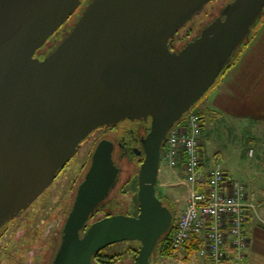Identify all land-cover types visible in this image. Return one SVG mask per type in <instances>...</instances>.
<instances>
[{"label":"water","instance_id":"water-1","mask_svg":"<svg viewBox=\"0 0 264 264\" xmlns=\"http://www.w3.org/2000/svg\"><path fill=\"white\" fill-rule=\"evenodd\" d=\"M208 1L88 0L40 59L37 49L81 0H0V226L52 183L98 127L150 119L140 138L137 215L87 224L119 173L113 143L100 139L51 264H94L96 253L124 240L140 242L136 264H153L174 219L156 195L166 134L215 84L264 10V0H231L171 50L169 40Z\"/></svg>","mask_w":264,"mask_h":264},{"label":"rangeland","instance_id":"rangeland-1","mask_svg":"<svg viewBox=\"0 0 264 264\" xmlns=\"http://www.w3.org/2000/svg\"><path fill=\"white\" fill-rule=\"evenodd\" d=\"M230 1L231 0L208 1L201 11L196 13L175 33L172 37L173 43L171 50L180 48L185 42L197 36L201 29L216 18L220 14L222 8ZM263 14L264 11L261 16H263ZM261 16L253 25L251 31L258 26L261 21ZM74 21L70 24L68 23L70 27ZM67 31H64L62 37ZM60 32L61 31L56 30L48 37L50 41L48 45H53L54 42H58L62 38L59 39L61 35L58 34H60ZM45 43H47V41ZM221 77L222 73L218 76L217 82L213 86L219 82ZM212 88L213 87H211L190 110L185 112V116L190 112H195L202 116L203 125L199 143L203 166L212 167L219 163V166H223L233 173L238 170L237 173H240V171L252 163L253 168L251 171L256 172L261 169V171H263L264 146L259 151H255L254 155L248 154L249 147L253 145L250 138H255L264 145V130L263 127L260 126L261 124L255 125V127L250 129L248 120L220 116L212 118L210 121L209 119L206 120V118L200 114L204 112V108L201 104L210 94ZM141 121L144 122L145 128L148 125L147 129H149L150 119L148 121ZM116 129L117 130H100L88 137V140L80 145L77 150L78 152H76L66 163L64 168L58 172L52 183L24 209L25 211L21 216L17 215V221L10 228H6L5 234L1 237L0 264L52 263L60 243L62 228L71 208L78 182L84 177L90 163L92 151L98 140L103 138L101 136L112 139L115 142L116 151L114 158L120 167V174L114 188L110 191L107 198L95 208L87 224L105 216L118 213L133 216L137 215V173L144 155L140 143V138L145 136L142 134L144 130H137L132 122L126 125L121 124L117 126ZM122 148L128 150L124 156L121 154ZM180 169L181 167L170 168L160 163L158 183L156 185L160 193L164 196V199L161 201L176 212L175 219L185 206L188 192L186 185L178 181V176L181 174ZM243 181L248 183L245 177ZM248 187H251V189H258L260 187L264 189V179H256L255 183ZM139 246V241L124 240L103 249L105 253L116 255L122 254L131 247L127 253L125 252L122 254L124 255L122 258L113 264H134L136 263L137 256V252L134 256V249L138 251ZM177 253L180 254L182 251L179 250ZM172 258H174V256ZM167 259L168 258L158 256L156 248L150 257V261L153 264H176V259ZM94 264L101 263L94 262Z\"/></svg>","mask_w":264,"mask_h":264},{"label":"built area","instance_id":"built-area-1","mask_svg":"<svg viewBox=\"0 0 264 264\" xmlns=\"http://www.w3.org/2000/svg\"><path fill=\"white\" fill-rule=\"evenodd\" d=\"M202 116L190 112L167 132L160 163L181 167L178 181L188 192L171 237L172 254L195 240L196 253L208 264H229L247 257L249 239L244 229L247 202L245 185L219 165L206 172L200 154ZM249 155L254 148H249ZM160 171V168H159Z\"/></svg>","mask_w":264,"mask_h":264},{"label":"crops","instance_id":"crops-1","mask_svg":"<svg viewBox=\"0 0 264 264\" xmlns=\"http://www.w3.org/2000/svg\"><path fill=\"white\" fill-rule=\"evenodd\" d=\"M201 105L204 112L200 114L206 120L211 121L212 118L220 116L235 117L248 120L250 129L261 124L264 130V17L237 62L222 75ZM250 141L253 145L249 148H254V153L264 146L255 138H250ZM208 167L211 168L204 166L203 170L206 172ZM221 167L245 185L247 202L253 205L246 208L244 223L249 239L247 257L240 262L230 259L229 264H264V189L248 187L252 186L256 179H264V170L251 171L252 163L240 173H237L238 169L233 173ZM244 177L248 183L243 181ZM181 251L182 253H177L174 258L167 260L176 259V264H208V261L198 256L196 251L187 249Z\"/></svg>","mask_w":264,"mask_h":264},{"label":"trees","instance_id":"trees-1","mask_svg":"<svg viewBox=\"0 0 264 264\" xmlns=\"http://www.w3.org/2000/svg\"><path fill=\"white\" fill-rule=\"evenodd\" d=\"M263 17H264V14H263V16H261L260 20H262ZM253 29L255 30L256 27ZM254 30L251 31V33L249 34V37L247 39H245L244 42L238 47V49L236 50V53L232 56V58L230 59V61L226 65V67L224 68V70H223L224 72L223 71L221 72L222 75L237 62V60L241 56L244 49L247 47V45H248V43H249V41H250V39L254 33ZM172 43H173V38H171L169 40L170 49H171ZM216 82H217V80H216ZM184 116H185V114L183 115V117ZM163 146H164V144H163ZM156 195L160 200L164 199V196L162 195V193H160L157 186H156ZM173 214H174V219H173V224H172L170 231L168 233H166L161 238V240L158 242V244L156 246V252H157L158 256L163 257V258H172L173 257L172 249H171V237L173 234L175 221H176V219H175L176 212L174 210H173ZM130 249H131V247H129L128 250H126L125 252L127 253V251H129ZM132 249H134V248H132ZM186 249L188 251H192V252L196 251V249H197L196 248V241L195 240L191 241L187 245ZM125 252H123L122 254H124ZM136 252H137V250L134 249V256L136 255ZM122 254H116V255L115 254H108V253L104 252V249H102L93 256V261L97 262V263H101V264H113V263H116L120 258H122L124 256ZM134 264H136V263H134Z\"/></svg>","mask_w":264,"mask_h":264},{"label":"flooded vegetation","instance_id":"flooded-vegetation-1","mask_svg":"<svg viewBox=\"0 0 264 264\" xmlns=\"http://www.w3.org/2000/svg\"><path fill=\"white\" fill-rule=\"evenodd\" d=\"M87 1L88 0H81V2H80V4H79V6L76 8V10L73 12V14L71 15V16H69V18H68V20L65 22V23H63L62 25H60V27L57 29V31H61L60 32V34H58V35H61V36H59V39L62 37V34L64 33V31H67L68 29H69V24L71 23V22H73L75 19H76V17H77V15H78V13L81 11V9L84 7V5L87 3ZM69 23V24H68ZM58 37V36H57ZM49 41V39L47 40V43H45L42 47H40L39 49H37V51H36V53H35V56H38L40 59H43L44 58V56L49 52V50L53 47V46H55L56 44H57V42H54L53 43V45L52 44H50V45H48V43H50V41ZM128 122V123H127ZM129 122H132V124L135 126V128L137 129V130H139V129H143L144 130V132L142 133V134H146L147 133V131H148V125L146 126V128H145V126H144V122L143 121H141V120H134V121H131V120H129V119H125V120H123V121H121V122H119V123H117V124H114V125H110V126H101V127H98L96 130H94L91 134H90V136H92L93 134H95V133H97V132H99L100 130H104V129H107V130H117L116 128H117V126H119V125H121V124H129ZM129 131V130H128ZM102 135H104V134H102ZM89 136V137H90ZM101 137H103V138H105V139H108V140H110L112 143H113V146H114V148H113V160H114V162L117 164V162L115 161V158H114V155H115V151H116V146H115V142L112 140V139H109V138H107V137H104V136H101ZM103 138H100V139H103ZM88 140V138L87 139H84L82 142H81V145L85 142V141H87ZM99 141V140H98ZM128 150H125V149H123L122 148V151H121V154H122V156H124L125 154H126V152H127ZM78 152V151H77ZM117 166L119 167V165L117 164ZM64 168V167H63ZM63 168H61V169H63ZM61 169H59V171L61 170ZM58 171V172H59ZM58 172H57V174H58ZM119 174H120V167H119V173H118V178H117V181H118V179H119ZM57 176V175H56ZM83 179V178H82ZM81 182V181H80ZM80 182H78V184L80 183ZM117 183V182H116ZM75 195V194H74ZM102 203V202H101ZM101 203H99V205L101 204ZM99 205H97V206H99ZM25 210H22L21 211V213L19 214V216H21L22 215V213L24 212ZM118 214H122V213H118ZM113 215H115V214H113ZM108 216H110V215H108ZM17 216H15V217H13V218H10L7 222H5L3 225H1L0 226V240H1V237L5 234V230H6V228H10L16 221H17ZM90 224V223H89ZM88 224V225H89ZM87 225V226H88Z\"/></svg>","mask_w":264,"mask_h":264}]
</instances>
